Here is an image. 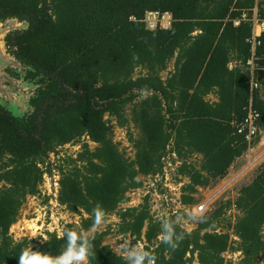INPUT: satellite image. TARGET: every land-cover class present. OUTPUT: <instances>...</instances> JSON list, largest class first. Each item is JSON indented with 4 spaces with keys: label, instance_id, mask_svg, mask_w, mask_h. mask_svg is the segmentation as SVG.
<instances>
[{
    "label": "trees",
    "instance_id": "obj_1",
    "mask_svg": "<svg viewBox=\"0 0 264 264\" xmlns=\"http://www.w3.org/2000/svg\"><path fill=\"white\" fill-rule=\"evenodd\" d=\"M152 12L168 14L169 27L149 30L144 20ZM243 14L248 21L235 25ZM255 15L264 22V0H0V22L28 23L5 43L31 69L25 81L39 86L30 101L34 111L24 117L0 106V264H18L27 247L53 256L63 251L65 239L57 234L47 233L45 241L10 234L27 199L40 194L53 171L60 177L58 204L81 217L79 227L66 231L90 238L88 264H126L127 258L104 243L109 231L88 235L97 228V206L104 220L119 219L117 234L132 239L127 248L142 243L153 264H231L223 256L229 251L241 253L240 264H264V164L235 201L220 202L194 231L177 222L183 210L168 219L175 248L163 242L165 221L151 215L150 195L136 208H121L128 194L144 188L141 177L164 174L167 157L179 163L174 182L188 180L180 204L190 207L198 188L224 180L260 143L264 33L253 45ZM137 70L145 74L135 77ZM250 108L259 115V134L247 141L238 126ZM115 127L127 129L133 160L114 142ZM81 142L75 158L53 168L52 156ZM231 209L241 214L226 227L239 240L236 248L228 232H216Z\"/></svg>",
    "mask_w": 264,
    "mask_h": 264
},
{
    "label": "rangeland",
    "instance_id": "obj_2",
    "mask_svg": "<svg viewBox=\"0 0 264 264\" xmlns=\"http://www.w3.org/2000/svg\"><path fill=\"white\" fill-rule=\"evenodd\" d=\"M169 24L170 23L165 20L163 22V28H168ZM173 69L174 61L169 64V67L165 72L161 73V77L163 79L166 78ZM141 74H145V71L137 70L135 77H138ZM130 110L131 107H128V114H130ZM106 119H108V117H106ZM131 132L134 133V136L137 135V132L134 131V129H131ZM263 139L264 134L261 136L260 143L255 148L248 150V152L230 169L228 176L224 180L207 189L198 188V193L194 195L196 203L190 207H183L178 204L182 195V187L184 184L188 183V180L182 178V183L176 184L174 179L177 175L171 166V169H168L167 171L168 177L166 179L165 175L162 177V181L163 183H166L165 188L167 189L166 192L163 193L165 196L161 193V195L157 194L155 189H150L155 188L153 187L154 185L150 178L141 177L140 180L144 183V188L128 194L130 202L122 205L121 208H136L143 203L145 195L151 193L153 199L155 196H159L160 199L157 200V204L150 203L151 208H153L151 209V215L154 216L155 220H164L166 222L174 216L177 211L183 210L185 216L180 217L179 219L177 218V222H179L187 232H192L197 228L198 222L208 217L217 208L220 202L227 200L235 201L238 197L239 190L243 186L252 182L258 170L264 164ZM113 140L115 143L119 144V150L125 154L126 158L130 160L134 159L135 150L133 149L132 144L128 141L127 129L115 127ZM86 142H88L90 150H94L97 146L96 144L89 142L88 139H86ZM81 146L82 142L66 146L58 156H52L51 159L54 162L53 168L61 165L63 158H66L67 156L75 158L81 151ZM169 163H171V160H169ZM195 163H197L196 160ZM175 167H177L176 164ZM46 176H48V178L46 179V177H44V182L40 188V194L36 197H30L27 199L26 204L21 210L19 221L10 230V234L15 240L29 238L45 241L48 239L47 233L57 234L62 237L67 226L73 225L79 227L81 224V217L70 214L65 207L57 204L55 200L54 196L58 195L60 180L56 171H53L52 175L47 174ZM46 199L47 203L45 204ZM203 205L205 206V213L201 214L198 212V208ZM239 216H241L240 212L231 209V211L226 213V221L223 222L216 231L218 233L228 232L233 241V247L235 248L238 246L237 242H239V240L233 235L232 230L228 231L226 227L228 223L234 224ZM118 224L119 219L115 216H111L109 219L104 220L99 227L90 231L88 235H92L96 232L102 233L104 231H109L104 243L110 245L118 255L126 257L128 252L125 251V249L132 239H123L117 234ZM134 246H139L144 249L142 243L140 245L135 244ZM223 256L225 261L231 264H240L242 260L240 252L229 251ZM83 264H88V261L85 260Z\"/></svg>",
    "mask_w": 264,
    "mask_h": 264
},
{
    "label": "clouds",
    "instance_id": "obj_3",
    "mask_svg": "<svg viewBox=\"0 0 264 264\" xmlns=\"http://www.w3.org/2000/svg\"><path fill=\"white\" fill-rule=\"evenodd\" d=\"M93 227H99L105 218V212L97 206L93 209ZM163 242L175 248L172 242L173 228L168 223L162 224ZM65 247L58 255H50L33 250L32 247L23 248L17 257L18 264H83L91 255L90 238L83 231H65L63 234ZM128 252L126 264H153L154 257L139 246L126 248Z\"/></svg>",
    "mask_w": 264,
    "mask_h": 264
},
{
    "label": "water",
    "instance_id": "obj_4",
    "mask_svg": "<svg viewBox=\"0 0 264 264\" xmlns=\"http://www.w3.org/2000/svg\"><path fill=\"white\" fill-rule=\"evenodd\" d=\"M27 28L26 21L19 22L17 19L0 22V106L6 108L15 118H22L34 111L30 101L39 86L24 82L23 76L31 69L23 66L15 56L8 53L5 38L10 33ZM7 70L15 71L21 79L13 78Z\"/></svg>",
    "mask_w": 264,
    "mask_h": 264
},
{
    "label": "built area",
    "instance_id": "obj_5",
    "mask_svg": "<svg viewBox=\"0 0 264 264\" xmlns=\"http://www.w3.org/2000/svg\"><path fill=\"white\" fill-rule=\"evenodd\" d=\"M133 20L135 21L134 18H133ZM165 20H167L169 23H171V17L168 14H165V15H162L161 16L159 13L152 12V13H148L147 14L144 22L147 25V28L149 30H155L158 26H160V27L163 28V22ZM240 21H248V16L246 14H243L242 19L236 21L235 22V25H239ZM251 21L253 22V25H254V38L255 39L253 40V45H255L256 38H259L264 33V22L261 21L256 15L252 18ZM247 64L249 66H251V67H254V64L255 63H254V60L251 59V60L248 61ZM253 87L254 88H257V85H254ZM258 119H259L258 113L255 112V111H253L250 108L249 111H248V115H247L246 119L244 120V122L242 124H240L238 126V133L239 134L246 133V139H247V141H251L255 136H257L259 134V128L257 126ZM172 159H176V156L173 155L172 156ZM169 160H170L169 157H167V158L164 159V164H165L164 174L161 177L160 176H157L154 180H151L150 179L153 182L152 183L154 185L153 187H155V188H150V189L151 190L152 189H155L157 191L156 193L159 194V195L163 194V193L160 192L161 190H163L164 193L167 190L165 188L166 187V183H163L162 177H164V175H165V179L168 177L167 171H168V169H171V166L173 167V171H174L175 165H173L172 162L169 163ZM178 164L179 163L177 162L176 165H178ZM44 177H46V179L48 178V176H46V175ZM147 195H150V197H151V201H150L151 204L152 203H156L157 204V202H158L157 200L159 199V196H155L154 199H153L152 196H151V193H148L145 196H147ZM163 195L165 196V194H163ZM54 197H55V200L57 202V196L55 195ZM57 204H58V202H57ZM178 204H180V201L178 202ZM151 209H153V208H151ZM157 211H158V209H157ZM198 212L201 213V214H204L205 213V206L204 205L203 206H200L198 208ZM59 237H61V236H59ZM140 244L141 243H139V245Z\"/></svg>",
    "mask_w": 264,
    "mask_h": 264
},
{
    "label": "flooded vegetation",
    "instance_id": "obj_6",
    "mask_svg": "<svg viewBox=\"0 0 264 264\" xmlns=\"http://www.w3.org/2000/svg\"><path fill=\"white\" fill-rule=\"evenodd\" d=\"M16 79H21V76L18 74V78H16ZM23 80H24V82H27V83H31V82H29V81H25V76H23ZM33 83V82H32ZM34 84V83H33ZM29 114V113H28Z\"/></svg>",
    "mask_w": 264,
    "mask_h": 264
},
{
    "label": "crops",
    "instance_id": "obj_7",
    "mask_svg": "<svg viewBox=\"0 0 264 264\" xmlns=\"http://www.w3.org/2000/svg\"><path fill=\"white\" fill-rule=\"evenodd\" d=\"M210 100H212L213 102H217V99L214 97H209ZM200 159L202 158L201 156L199 157Z\"/></svg>",
    "mask_w": 264,
    "mask_h": 264
},
{
    "label": "bare ground",
    "instance_id": "obj_8",
    "mask_svg": "<svg viewBox=\"0 0 264 264\" xmlns=\"http://www.w3.org/2000/svg\"><path fill=\"white\" fill-rule=\"evenodd\" d=\"M263 144H264V139H263Z\"/></svg>",
    "mask_w": 264,
    "mask_h": 264
}]
</instances>
